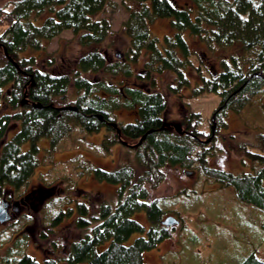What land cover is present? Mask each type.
I'll use <instances>...</instances> for the list:
<instances>
[{
  "label": "trees",
  "instance_id": "1",
  "mask_svg": "<svg viewBox=\"0 0 264 264\" xmlns=\"http://www.w3.org/2000/svg\"><path fill=\"white\" fill-rule=\"evenodd\" d=\"M109 1L15 0L10 9L0 7V202L12 203L17 210L39 193L41 222L46 225L39 238L47 239L64 221L77 233L60 247L61 255L56 242L50 250L40 248L45 257L40 263L26 250L35 233L30 227L34 218L23 211L13 213L5 223L9 234L0 236V244L8 243L0 264H146L143 253L172 235V227L161 223L168 211L160 203L166 199H150L148 188L163 181L165 167L198 170L264 212V133L255 137L262 149L243 146L244 157L253 164L250 171L236 174L211 167L213 151L207 144L214 136L206 142L211 132L197 130V113L183 119L181 132L166 122V102L155 78L173 75L166 87L173 94L190 88L192 97L218 95V127L228 112L239 115L257 96H264V0H132L135 6L127 8L121 28L127 51L124 56L119 52V58L101 50L112 34L110 19L100 16ZM162 18L170 19L171 32L160 41L149 26ZM66 30L84 51L66 72L42 70L36 55ZM185 33L205 45L207 57L233 45L239 52L219 57V69H205V74L200 63L191 62ZM137 63L141 67L135 70ZM191 68L197 76L193 87L187 75ZM119 109L136 110L134 121H117ZM101 131L100 145L88 143L95 153L107 155L121 144L132 150L134 163L124 158L106 170L75 155L66 165L70 172L63 182L65 193L47 194L53 181L52 155L63 141L77 132L84 136ZM40 165L48 166L40 177L43 190H28ZM83 176L116 186L115 203L105 199L93 204L86 191L75 186ZM72 190L80 196L70 195ZM138 213L145 214L147 227L133 218ZM239 264L264 261L252 252Z\"/></svg>",
  "mask_w": 264,
  "mask_h": 264
},
{
  "label": "rangeland",
  "instance_id": "2",
  "mask_svg": "<svg viewBox=\"0 0 264 264\" xmlns=\"http://www.w3.org/2000/svg\"><path fill=\"white\" fill-rule=\"evenodd\" d=\"M14 1L0 0V7L10 9ZM109 2L100 16L110 19L112 34L102 44L101 50H106L109 58H119L116 53L120 52L124 56L127 51L128 41L121 29L128 17L127 8L135 5L132 0H110ZM179 3L183 4L184 0H179ZM149 28L152 34L161 41L164 35L171 32L170 19H158L151 23ZM185 37L193 52L190 57L192 64L197 66L200 63L205 74L206 70L219 69V57H228L229 54L239 52V47L233 45L218 51L213 57H207L204 54L205 45L203 43L186 33ZM83 51L84 49L78 44L73 33L66 30L47 42L45 50L36 55L38 66L42 70H54L56 73L66 72ZM49 60H53V64L50 66L47 64ZM141 61L142 59H140V63ZM140 63L136 64L135 70L141 67ZM187 75L191 82L190 87H193L197 80L196 72L191 68ZM155 78L157 88L163 94L166 102L165 121L180 126L183 119H186L191 113H197L199 114L196 123L197 130L203 131L206 135L210 134L213 125L212 117L219 106L220 97L215 94L192 97L189 93L190 88L182 90L179 94H173L166 88L168 84L172 83L173 75L165 73L161 76L156 75ZM135 115L136 110L119 109L115 112V119L126 124L134 121ZM223 121L219 127L214 121V139L207 144L213 151L208 164L211 167L236 174L250 171L253 164L244 157L246 154L243 146L256 151L258 148H263L259 138L255 137L260 136L259 132L264 133V96H257L239 115L228 112ZM12 134L13 132L9 134V137ZM81 134V132H77L73 134V137L66 138L62 143V149L52 155V160L55 162L49 170L53 180L50 183L52 190H45L49 191L47 194L65 193L66 186L63 182L66 173L70 170L69 167L66 168V165L75 155H82L84 159L106 170L113 169L124 158L134 163L132 150L122 147L121 144L111 148L107 155L94 152L95 147L91 148L88 143L100 145L104 135L103 131L84 136ZM42 142L41 146H44ZM47 168V165H40L36 169V174L32 177L28 190H43L40 177L42 178L41 173L46 172ZM163 172L162 182L156 186L148 185L150 199H166L160 203L163 208L167 207L168 212L164 215L174 216L178 219V223L172 226V235L168 239L161 242L156 248L143 253L146 264H239L244 257L252 252L258 259L264 261L263 211L240 201L232 188L222 187L206 179L198 170L192 172L180 168L165 167ZM75 186L85 190L95 205L105 199L111 201L112 204L116 201V197L113 196L116 186L96 181L91 176H83L78 179ZM71 193L72 196H80L78 190H72ZM40 200L39 193H35L28 204L22 203V206L19 204L20 208L18 207L17 210H13L12 203H8L10 204L8 211L11 215L15 213L16 216H18L17 213L23 211L34 218V223L30 227L35 230V233L31 236L32 239L26 250L42 263L45 257L40 248L50 250L52 242H56L58 247L56 250L61 255L60 247L74 239L77 233L70 227L69 221H64L54 227L53 232L47 233V239L41 240L38 234L41 231V226L46 228V225L41 222L40 205L42 202ZM133 218L139 220L145 227L148 226V220L144 213L135 214ZM42 230L46 231L47 229ZM7 234L9 232L5 223H0V236ZM7 245L6 242L0 244V254Z\"/></svg>",
  "mask_w": 264,
  "mask_h": 264
},
{
  "label": "water",
  "instance_id": "3",
  "mask_svg": "<svg viewBox=\"0 0 264 264\" xmlns=\"http://www.w3.org/2000/svg\"><path fill=\"white\" fill-rule=\"evenodd\" d=\"M116 56L117 57H120V54L119 53H116ZM37 107H39V104H37ZM70 109L72 110H76L74 107H70ZM212 121H213V125L211 127V135L207 138L206 142L210 141L211 138L214 136V129H215V114H213V117H212ZM172 127L177 131V132H181L182 128L181 126L179 125H176V124H172ZM144 138V136L140 139V141H142ZM18 203H15V205H17ZM8 207H9V204L4 202V201H1L0 202V223H6L8 222L9 220H11V213H9L8 211ZM15 206H13V210H14ZM178 220L173 217V216H167L165 217V219H163L161 221L162 225L163 226H166V227H172L174 226L175 224H177Z\"/></svg>",
  "mask_w": 264,
  "mask_h": 264
},
{
  "label": "flooded vegetation",
  "instance_id": "4",
  "mask_svg": "<svg viewBox=\"0 0 264 264\" xmlns=\"http://www.w3.org/2000/svg\"><path fill=\"white\" fill-rule=\"evenodd\" d=\"M16 210V209H15Z\"/></svg>",
  "mask_w": 264,
  "mask_h": 264
}]
</instances>
